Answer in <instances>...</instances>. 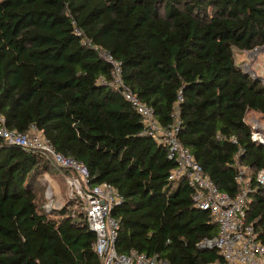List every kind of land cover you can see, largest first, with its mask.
Listing matches in <instances>:
<instances>
[{
    "label": "trees",
    "instance_id": "16d2710c",
    "mask_svg": "<svg viewBox=\"0 0 264 264\" xmlns=\"http://www.w3.org/2000/svg\"><path fill=\"white\" fill-rule=\"evenodd\" d=\"M262 46L264 0H0V114L8 129L33 127L85 165L91 183L121 195L110 210L118 253L221 260L199 246L216 236V221L194 206L186 180L168 179L175 161L142 134L102 54L120 63L123 83L160 126H177L219 191L234 196L239 167L250 169L247 217L264 245V187L255 181L264 146L247 120L264 124V83L235 56ZM45 173L62 179L64 170L0 138V264H103L80 206L45 209Z\"/></svg>",
    "mask_w": 264,
    "mask_h": 264
},
{
    "label": "built area",
    "instance_id": "2783aa9c",
    "mask_svg": "<svg viewBox=\"0 0 264 264\" xmlns=\"http://www.w3.org/2000/svg\"><path fill=\"white\" fill-rule=\"evenodd\" d=\"M102 57L112 67L111 84L121 91L123 97L140 115L143 123L142 134L152 136L165 144L167 158L175 161L176 166L168 179L186 180L193 189L194 206L216 221V236L203 240L199 246L215 248L221 260L205 264H264V245L255 239L254 225L247 217V200L251 191V179L248 176L250 169L239 167L237 180L241 183V188L234 196L219 191L189 150L178 141L177 126H160L153 108L141 102L123 83L120 63L108 53H103ZM260 78L264 83V72H261ZM249 126L251 140L264 146V125L253 119ZM0 138L27 150H37L53 166L64 170L61 175L67 187L68 199L74 203L73 210L80 206L89 229L95 233L93 248L103 264H170L157 254H145L135 250L128 254L117 252L115 241L118 223L110 216V210L122 197L112 185L106 182L91 183V176L85 165L55 151L49 141L33 127L28 134L8 129L1 114ZM255 181L256 187H264V169L256 172Z\"/></svg>",
    "mask_w": 264,
    "mask_h": 264
},
{
    "label": "rangeland",
    "instance_id": "374dc122",
    "mask_svg": "<svg viewBox=\"0 0 264 264\" xmlns=\"http://www.w3.org/2000/svg\"><path fill=\"white\" fill-rule=\"evenodd\" d=\"M260 49H254L251 50L249 55H250V59H255L256 56L259 55ZM236 56V61L238 63H241L242 59H243V55H241L240 52H236L235 54ZM261 58H257L259 61H264V52L261 54L260 56ZM242 64V63H241ZM243 68L248 71L250 74H252L253 76H259L261 72H264L259 70V72L257 71L256 67L254 66V64H249L248 66H243ZM259 73V74H258ZM257 117L254 114H249L247 116V120L248 123L251 122V120L256 119ZM263 124V123H262ZM264 125V124H263ZM39 184L44 187V193L45 191H50L49 192V196L47 199V203L45 205V209H49L51 207H60L66 203H70L72 201H70L68 199L67 196V187L64 183V181H62V179H60L56 174H51V173H45L43 174L40 179H39ZM48 205V206H47ZM79 209V208H77Z\"/></svg>",
    "mask_w": 264,
    "mask_h": 264
},
{
    "label": "crops",
    "instance_id": "0c3cea01",
    "mask_svg": "<svg viewBox=\"0 0 264 264\" xmlns=\"http://www.w3.org/2000/svg\"><path fill=\"white\" fill-rule=\"evenodd\" d=\"M255 49H260L259 55L256 56L255 59H250V55H249L250 51H239L241 53V55H243V59L241 61L242 67L243 66L246 67L249 64H254V66L256 67L257 71L259 72V70H260V72H261V71L264 70V61H259L257 58H261L260 56L264 52V46L258 47V48H255ZM49 192L50 191H48V190L45 191V197H46V199H48Z\"/></svg>",
    "mask_w": 264,
    "mask_h": 264
}]
</instances>
